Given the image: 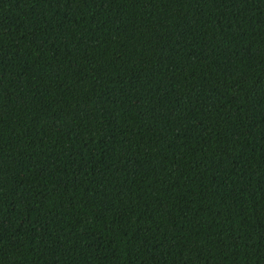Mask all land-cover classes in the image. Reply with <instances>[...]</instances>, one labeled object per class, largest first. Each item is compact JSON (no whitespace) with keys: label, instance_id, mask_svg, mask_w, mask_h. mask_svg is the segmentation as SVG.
Returning <instances> with one entry per match:
<instances>
[{"label":"trees","instance_id":"1","mask_svg":"<svg viewBox=\"0 0 264 264\" xmlns=\"http://www.w3.org/2000/svg\"><path fill=\"white\" fill-rule=\"evenodd\" d=\"M0 264H264V0H0Z\"/></svg>","mask_w":264,"mask_h":264}]
</instances>
